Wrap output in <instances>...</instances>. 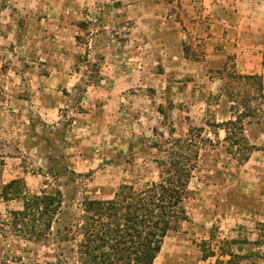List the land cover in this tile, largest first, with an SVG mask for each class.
<instances>
[{
    "label": "rangeland",
    "instance_id": "rangeland-1",
    "mask_svg": "<svg viewBox=\"0 0 264 264\" xmlns=\"http://www.w3.org/2000/svg\"><path fill=\"white\" fill-rule=\"evenodd\" d=\"M82 1L0 0V264H77L65 228L81 221L84 200L158 180L165 153L154 146L197 127L211 142L199 143L188 220L154 264H264V90L255 84L239 107L251 116L241 150L218 126L238 113L224 66H208L206 38L184 9L145 21L139 0H105L92 12L99 0ZM225 64L241 73L234 54ZM17 178L31 192H62L46 237L16 223L21 198L1 195Z\"/></svg>",
    "mask_w": 264,
    "mask_h": 264
},
{
    "label": "trees",
    "instance_id": "trees-1",
    "mask_svg": "<svg viewBox=\"0 0 264 264\" xmlns=\"http://www.w3.org/2000/svg\"><path fill=\"white\" fill-rule=\"evenodd\" d=\"M225 65L221 73L226 78L231 101L238 105V113L234 119L218 126L224 129L225 139L243 150L247 149V141L242 121L250 114L239 107L244 105L245 99L256 94L255 84L257 92L263 93L264 79L260 74L236 73L233 76ZM202 131V127L190 128L184 137L169 133L164 144L154 146L165 153L164 158L157 160L158 180L140 189L122 184L112 198L84 200L81 221L65 228V239L74 244L71 250L77 264H154L168 233L180 221L188 220L183 203L199 158V143L211 142L210 138L201 137ZM1 195L4 199L19 197L23 200L22 209L11 212L16 223H22L26 232L37 239L46 237L55 217L62 211L60 189L31 192L22 178L4 184Z\"/></svg>",
    "mask_w": 264,
    "mask_h": 264
},
{
    "label": "crops",
    "instance_id": "crops-1",
    "mask_svg": "<svg viewBox=\"0 0 264 264\" xmlns=\"http://www.w3.org/2000/svg\"><path fill=\"white\" fill-rule=\"evenodd\" d=\"M88 1L80 3L88 6ZM133 1L124 0V3ZM68 2L69 0H62V3L57 4H62L64 8ZM100 2L107 1H92L88 12H92L96 6L104 8L105 3ZM130 3L127 7L131 6ZM133 4V8L142 5L144 12L138 18L145 21H148L146 18L166 19L167 15L176 18L178 12L181 11L182 14L184 9L188 18L194 20V33L206 38L210 68H222L227 55L234 54L239 72L260 74L264 79V0H139ZM67 6L70 7V3ZM173 6L175 10L171 13L167 11ZM81 15H84L83 12ZM85 15L90 18L88 14ZM63 17L62 15L58 20L61 21ZM176 23L181 22L177 20Z\"/></svg>",
    "mask_w": 264,
    "mask_h": 264
}]
</instances>
